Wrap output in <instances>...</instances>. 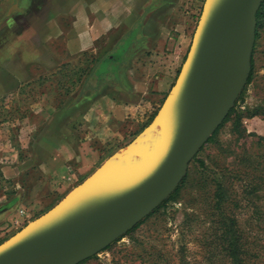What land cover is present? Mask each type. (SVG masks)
<instances>
[{"label": "rangeland", "instance_id": "rangeland-1", "mask_svg": "<svg viewBox=\"0 0 264 264\" xmlns=\"http://www.w3.org/2000/svg\"><path fill=\"white\" fill-rule=\"evenodd\" d=\"M194 1L169 13L172 33ZM197 1L190 44L206 0ZM86 13L78 27L81 12L61 0H0V85L21 74L0 94V245L130 147L170 93L158 92L159 61L150 59L158 44L142 42L141 26L133 36L113 24L95 32L96 12ZM258 31L253 79L181 187L80 264H264V18Z\"/></svg>", "mask_w": 264, "mask_h": 264}, {"label": "water", "instance_id": "water-1", "mask_svg": "<svg viewBox=\"0 0 264 264\" xmlns=\"http://www.w3.org/2000/svg\"><path fill=\"white\" fill-rule=\"evenodd\" d=\"M264 0H206L193 40L162 109L158 128L193 91L196 103L158 147L157 161L107 205L72 230L34 235L40 225L70 210V195L0 245V263L19 258L80 264L126 235L178 188L190 162L224 123L248 82L256 42L257 13ZM82 187V186H81Z\"/></svg>", "mask_w": 264, "mask_h": 264}, {"label": "crops", "instance_id": "crops-1", "mask_svg": "<svg viewBox=\"0 0 264 264\" xmlns=\"http://www.w3.org/2000/svg\"><path fill=\"white\" fill-rule=\"evenodd\" d=\"M185 2L187 0H61L63 9L81 12L82 17L78 18V27H86L88 25L86 19V12L88 11L96 12L93 24H90L95 32L101 33L104 28L113 24L116 27L124 26L129 28V30L131 29L129 35L133 36V27L141 26L139 35L142 42L155 41L158 44L157 50L150 59L159 61L157 71L161 72V77L157 81V89L161 93H169L172 89L177 79V72L181 70L180 68H182L183 61L190 49V38L186 27L187 21L192 18V12L196 13L197 0L193 3L195 8L192 9L189 4L191 13L187 15L185 25L181 30L177 33H172L168 28V26H171L169 13L181 10L182 7H185ZM133 57L135 56L133 55ZM16 75L14 73L13 75L7 74V76H4V80L0 85V94L13 91L19 86L21 74L18 73ZM144 134L139 136L130 147L113 160L119 161L126 153L127 156L128 152H131L138 142H142L140 138ZM148 166L142 172H145ZM138 176L139 174L131 177L128 183Z\"/></svg>", "mask_w": 264, "mask_h": 264}, {"label": "bare ground", "instance_id": "bare-ground-1", "mask_svg": "<svg viewBox=\"0 0 264 264\" xmlns=\"http://www.w3.org/2000/svg\"><path fill=\"white\" fill-rule=\"evenodd\" d=\"M196 103V96L191 91L186 99L168 120L158 128H149L144 132L142 142L137 143L131 152L123 156L119 161L112 160L96 176L88 180L82 187L74 193L75 200L70 210L62 213L52 221H47L35 230L34 235L46 234L50 230L66 231L72 230L80 221L90 218L100 207L107 205L111 200L119 196L123 191L129 189L131 183L136 181L142 170L149 169L158 158L159 144L173 132L185 119L190 109ZM125 157V158H124ZM118 159V158H117ZM146 169V170H147ZM132 182L131 177L138 175ZM49 259L39 258H19L13 256L0 264H49Z\"/></svg>", "mask_w": 264, "mask_h": 264}, {"label": "trees", "instance_id": "trees-1", "mask_svg": "<svg viewBox=\"0 0 264 264\" xmlns=\"http://www.w3.org/2000/svg\"><path fill=\"white\" fill-rule=\"evenodd\" d=\"M264 18V2L262 3V5H261V7H260V9H259V11H258V13H257V28H256V40L259 38V31H258V29H259V26H260V24H261V21H262V19ZM255 49H256V45H255V47H254V52H255ZM254 52H253V55H252V70H251V73H250V76H249V79H248V82L247 83H250L251 81H252V79H253V70H254V64H255V55H254ZM234 109V108H233ZM233 109L230 111V113H229V115H228V117L226 118V120L224 121V122H226L228 119H229V117L231 116V114L233 113ZM255 115H258V112H255ZM254 115V116H255ZM223 125V124H222ZM221 125V126H222ZM220 126V127H221ZM219 127V128H220ZM219 128L216 130V132L219 130ZM215 132V133H216ZM211 139H212V137L210 138V140H208V142L209 141H211ZM207 142V143H208ZM206 143V144H207ZM185 179H186V176L183 178V180L181 181V183H180V185L178 186V188L175 190V191H177L180 187H181V185L184 183V181H185ZM218 198H219V202L221 201V199H223V196H222V190H220L219 192H218ZM165 202V201H164ZM163 202V203H164ZM162 203V204H163ZM161 204V205H162ZM153 212H155V211H153ZM152 212V213H153ZM151 213V214H152ZM150 214V215H151ZM149 215V216H150ZM149 216H147V217H149ZM146 217V218H147ZM145 218V219H146ZM145 219H143L140 223H138L132 230H130L128 233H130L131 231H133L135 228H137L140 224H142L143 223V221L145 220ZM127 233V234H128ZM123 237V236H122ZM230 240V239H229ZM236 245V244H235ZM236 264H244L243 263V261L242 260H239Z\"/></svg>", "mask_w": 264, "mask_h": 264}, {"label": "built area", "instance_id": "built-area-1", "mask_svg": "<svg viewBox=\"0 0 264 264\" xmlns=\"http://www.w3.org/2000/svg\"><path fill=\"white\" fill-rule=\"evenodd\" d=\"M21 214H24V211H21Z\"/></svg>", "mask_w": 264, "mask_h": 264}]
</instances>
